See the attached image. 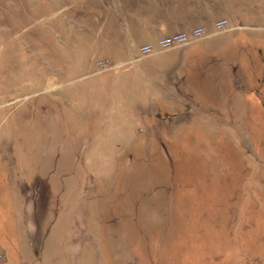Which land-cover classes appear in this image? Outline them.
Masks as SVG:
<instances>
[{
    "label": "rangeland",
    "instance_id": "rangeland-1",
    "mask_svg": "<svg viewBox=\"0 0 264 264\" xmlns=\"http://www.w3.org/2000/svg\"><path fill=\"white\" fill-rule=\"evenodd\" d=\"M164 1L0 0V264H264V0Z\"/></svg>",
    "mask_w": 264,
    "mask_h": 264
},
{
    "label": "crops",
    "instance_id": "crops-1",
    "mask_svg": "<svg viewBox=\"0 0 264 264\" xmlns=\"http://www.w3.org/2000/svg\"><path fill=\"white\" fill-rule=\"evenodd\" d=\"M141 1L143 0H120L119 17L125 28L120 32L116 27H113L110 31L112 37L121 44L119 45L120 50H126L127 44L130 43L140 48L144 45L156 47L160 40L186 30L187 26H184V22L181 20L176 22V19L183 16L182 13L172 10L166 1H164L162 13L157 14L145 13L143 9L139 8L140 4L136 7V4Z\"/></svg>",
    "mask_w": 264,
    "mask_h": 264
},
{
    "label": "built area",
    "instance_id": "built-area-1",
    "mask_svg": "<svg viewBox=\"0 0 264 264\" xmlns=\"http://www.w3.org/2000/svg\"><path fill=\"white\" fill-rule=\"evenodd\" d=\"M224 24H225L224 22L218 23L216 25V29L220 30L224 26ZM204 33H205L204 29H197L190 34L182 33V34H176L171 37L164 38L158 42L156 47H153L151 45L141 47L139 49V57L137 59H140L143 56L153 53L155 48L159 49L160 51H167V50H171L174 48H178L182 45H187L191 43L193 40H195L196 38L203 35Z\"/></svg>",
    "mask_w": 264,
    "mask_h": 264
}]
</instances>
